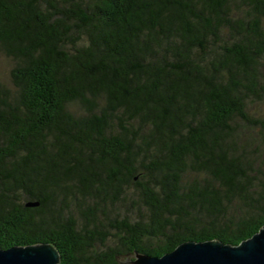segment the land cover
<instances>
[{
	"label": "trees",
	"instance_id": "obj_1",
	"mask_svg": "<svg viewBox=\"0 0 264 264\" xmlns=\"http://www.w3.org/2000/svg\"><path fill=\"white\" fill-rule=\"evenodd\" d=\"M0 54L1 249L132 264L264 227V0H0Z\"/></svg>",
	"mask_w": 264,
	"mask_h": 264
},
{
	"label": "water",
	"instance_id": "obj_2",
	"mask_svg": "<svg viewBox=\"0 0 264 264\" xmlns=\"http://www.w3.org/2000/svg\"><path fill=\"white\" fill-rule=\"evenodd\" d=\"M29 203L27 206H38ZM60 255L50 243L0 248V264H59ZM132 264H264V227L238 246L217 241L187 242L163 257L136 254Z\"/></svg>",
	"mask_w": 264,
	"mask_h": 264
},
{
	"label": "rangeland",
	"instance_id": "obj_3",
	"mask_svg": "<svg viewBox=\"0 0 264 264\" xmlns=\"http://www.w3.org/2000/svg\"><path fill=\"white\" fill-rule=\"evenodd\" d=\"M12 63L3 55L0 54V82L6 84L9 87H12L10 82V69Z\"/></svg>",
	"mask_w": 264,
	"mask_h": 264
}]
</instances>
